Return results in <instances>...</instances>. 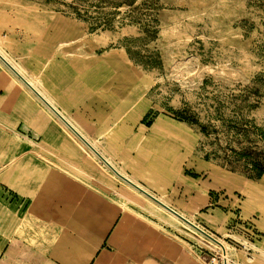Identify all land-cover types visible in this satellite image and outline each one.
<instances>
[{"label": "crops", "instance_id": "1", "mask_svg": "<svg viewBox=\"0 0 264 264\" xmlns=\"http://www.w3.org/2000/svg\"><path fill=\"white\" fill-rule=\"evenodd\" d=\"M43 16L0 41V264H209L147 195L227 242L236 214L264 236L261 212L242 208L257 186L198 153L174 95L123 48ZM227 247V264H264V240Z\"/></svg>", "mask_w": 264, "mask_h": 264}, {"label": "rangeland", "instance_id": "2", "mask_svg": "<svg viewBox=\"0 0 264 264\" xmlns=\"http://www.w3.org/2000/svg\"><path fill=\"white\" fill-rule=\"evenodd\" d=\"M50 13L72 18L107 48H123L165 102L174 95L175 121L196 129L198 153L264 191V0H0V41ZM257 187L247 186L252 197L239 187L242 208L264 220ZM177 224L221 264L219 247Z\"/></svg>", "mask_w": 264, "mask_h": 264}, {"label": "built area", "instance_id": "3", "mask_svg": "<svg viewBox=\"0 0 264 264\" xmlns=\"http://www.w3.org/2000/svg\"><path fill=\"white\" fill-rule=\"evenodd\" d=\"M234 199L237 201L238 208H234L232 213H241L240 202L241 198L239 195H234ZM218 199V198H217ZM231 235H236L237 240L232 239L227 242V246L235 247L236 249H242L247 251L257 242L264 240V236L256 231L254 228L253 222L251 220L242 221L239 214L235 215V218L229 222L227 227ZM218 247V246H217ZM220 248V247H219ZM221 249V248H220ZM222 253V250H221ZM223 256V254H222ZM217 261L212 259L209 264H216ZM221 264H227L226 259L223 256Z\"/></svg>", "mask_w": 264, "mask_h": 264}, {"label": "water", "instance_id": "4", "mask_svg": "<svg viewBox=\"0 0 264 264\" xmlns=\"http://www.w3.org/2000/svg\"><path fill=\"white\" fill-rule=\"evenodd\" d=\"M0 59L7 65V63L1 58ZM104 163L107 164V162L104 160ZM108 165V164H107ZM109 166V165H108ZM110 167V166H109ZM111 168V167H110ZM112 169V168H111ZM119 177V176H118ZM122 178L123 180H125L126 182H128L125 178L123 177H119ZM129 183V182H128ZM131 184V183H129ZM132 185V184H131ZM134 186V185H132ZM135 187V186H134ZM137 190H140L143 194H145L140 188L135 187ZM147 195V194H145ZM149 198H151L155 203L157 202L161 207H163L164 209H166L168 212H171L174 216H176L180 221H182L184 224H186L187 226H189L191 229H194L196 231H198L201 235H203L208 241L213 242L216 246L220 247L223 253V256H225V249L224 247L212 236H210L208 233H206L203 230H200L199 228H197L194 224H192L191 222H189L187 219H185L183 216L178 215L176 212H172L171 210H169L168 208H166L164 205H162L159 201L153 199L151 196L147 195Z\"/></svg>", "mask_w": 264, "mask_h": 264}, {"label": "bare ground", "instance_id": "5", "mask_svg": "<svg viewBox=\"0 0 264 264\" xmlns=\"http://www.w3.org/2000/svg\"><path fill=\"white\" fill-rule=\"evenodd\" d=\"M8 63V62H7ZM247 187V186H246ZM243 190V189H242ZM246 190V189H245ZM246 192H247V195H248V197H252V196H254V192H253V190H246ZM195 225V224H194ZM196 226V225H195ZM197 228H199L198 226H196ZM200 229V228H199ZM194 230V229H193ZM200 230H202V229H200ZM204 231V230H203ZM213 238H215L223 247H224V249H225V256H224V258H227V249H228V247H225L224 246V243H222L220 240H218V238H216L215 236H213V235H211ZM213 243V242H212ZM214 244V243H213ZM220 249V248H219ZM223 254V253H222Z\"/></svg>", "mask_w": 264, "mask_h": 264}]
</instances>
